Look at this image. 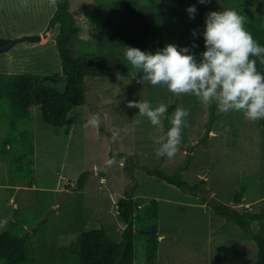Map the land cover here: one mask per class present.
<instances>
[{
  "label": "rangeland",
  "instance_id": "374dc122",
  "mask_svg": "<svg viewBox=\"0 0 264 264\" xmlns=\"http://www.w3.org/2000/svg\"><path fill=\"white\" fill-rule=\"evenodd\" d=\"M70 1V9L76 15L85 14L78 17L79 33L71 45L73 55L80 58L99 49L95 35L90 36L87 31L96 19L98 6L109 0ZM154 1L157 5L149 12L153 18V40L166 39L164 16L159 11L172 8L178 12L185 29L174 38L169 37L165 46L174 43L180 47H189L187 38L192 28H187L191 24L196 27L202 19L205 31L207 14L218 11L221 2L207 0L198 9L196 0H192L190 5L197 9L193 19L187 11L188 0ZM91 9L95 12H88ZM54 10L49 0H8L11 15L0 19V36L13 40L23 34L41 33L45 41L42 37L36 42H17L0 51V72L38 73L44 84L65 89L66 77L56 45L59 25L50 26ZM145 42L155 48L148 38ZM133 71L87 76V103L74 107L63 126L47 124L40 106H35L29 125L35 133L30 160V155L20 156L23 150L16 149L15 158L8 152L0 154V221L7 219L8 227L11 220L24 216L35 222L48 218V224L39 227L38 236L45 242L62 245L70 243L77 234L50 232L54 228L51 229V224L69 217L85 219L88 229L106 226L120 235L126 225L118 211L119 200L129 192L138 199L160 201L161 245L155 264H255L258 253L255 240L240 226L216 213L208 201L216 199L260 210L264 202V127L259 121L246 120L240 112L224 114L216 107L218 116L212 130H208L212 105H202L195 96H174L165 86L141 83L143 73L133 77ZM143 99L149 100L153 107L160 103L169 107L176 102L177 108L190 110L182 144L174 158L155 155L157 145L153 136H164L165 118L162 126L156 127L139 116L138 108L127 107L128 101ZM96 115L101 121L98 126L90 123ZM136 119L143 122L136 125ZM4 129L0 123V140L6 133ZM114 135L118 136L115 141ZM113 158L116 162L109 167L108 161ZM19 162H24L25 168H33L32 187L23 182L11 184V175L17 174ZM157 168L170 174L180 173L183 179L190 184L198 183L199 187L190 189L170 183L152 173ZM84 171H89V177L84 189L79 190L77 179ZM239 192L243 193L242 200L236 202L234 198ZM12 197L13 202L9 200ZM19 225L28 226L21 219ZM253 227L258 229L257 221ZM27 233L37 238L32 228ZM135 264L150 262L140 254Z\"/></svg>",
  "mask_w": 264,
  "mask_h": 264
},
{
  "label": "trees",
  "instance_id": "16d2710c",
  "mask_svg": "<svg viewBox=\"0 0 264 264\" xmlns=\"http://www.w3.org/2000/svg\"><path fill=\"white\" fill-rule=\"evenodd\" d=\"M212 1L215 2V0ZM219 1H221L218 4L220 7L235 9L245 16L246 28L261 45H264L263 0ZM107 2L109 3H102L98 6L96 19L94 23L89 24L99 49L93 54L80 58L73 55L71 47L79 33L78 17L70 9L71 1L58 0L54 7L50 26L59 25L56 45L66 77L64 90L44 84L41 74L38 73L0 72V123L5 126L4 132H6L0 140V154L8 152L15 158L13 154L18 149L23 150L20 156L30 155V160L35 149V133L29 125L34 119L33 110L36 105L40 106L42 119L47 124L65 125L69 112L74 107L87 103V76L132 73V66L124 55L126 47L133 46L155 52L165 47V42L169 37L177 36L184 24L181 23L178 12L172 8H162L159 14L164 16V33L167 35L166 39L161 38L155 42L151 29L153 18L149 17V12L157 5L154 0H109ZM191 2L192 0H188V8L191 7ZM196 4L198 9L204 6V3H200L199 0H196ZM219 8L218 11H223ZM88 12H92V9ZM105 12L107 16H104ZM191 28V35L187 38V42H189L190 50L199 60L202 59L201 54L206 50L203 42L202 19L196 27L191 24L187 30ZM193 30L198 35L194 36ZM146 38L151 40L155 48L152 49L146 45ZM10 41V38L0 36V47L7 45ZM253 59L256 60L258 70L264 72V63H261L260 58L253 57ZM216 107L215 103L211 106L212 118L208 130H212L211 126L215 117L218 116ZM175 109H177L176 102L168 107L166 117H171ZM259 122L264 127V120H259ZM164 124L165 135L171 127L168 118L164 119ZM32 161L33 157L31 163ZM23 163L19 162L17 174L11 175L13 178L11 184L18 185L23 182L24 185L32 187L35 184L33 168H25ZM152 173L180 187L190 189L199 187L198 183L190 184L183 179L180 173L170 174L162 168L152 170ZM88 177L89 171L80 174L77 179V189H84ZM73 195L77 197L76 191H73ZM242 196L243 193L239 192L234 200L240 202ZM208 204L216 213L240 226L255 240L258 247L255 264H264V202L260 210L241 208L216 199L208 201ZM118 207L120 217L126 225L120 235L106 226L88 229L86 220L80 217L56 220L51 224V229L54 227L55 231L50 230V232L77 234L74 240L64 245L45 242L42 236H38L39 227L46 225L48 218L39 222L31 220L29 216L11 220L8 227L0 231V264H135L140 254L150 264H155L161 245L160 201L157 198L138 199L128 192L119 200ZM75 210L72 209V211ZM21 214L24 213L20 212ZM71 214L73 216L75 212ZM20 219L28 225L26 228L19 225ZM255 221L259 224L258 229L253 227ZM29 228H32V233L37 235L36 239L31 234H26Z\"/></svg>",
  "mask_w": 264,
  "mask_h": 264
},
{
  "label": "clouds",
  "instance_id": "9594fccd",
  "mask_svg": "<svg viewBox=\"0 0 264 264\" xmlns=\"http://www.w3.org/2000/svg\"><path fill=\"white\" fill-rule=\"evenodd\" d=\"M49 2L55 7L58 0ZM187 11L194 19L196 7L191 6ZM205 24L206 50L199 60L189 47L174 43L155 52L126 47L124 55L134 69L133 77L142 72L139 82L153 87L165 86L174 96H195L204 106L215 103L221 113L240 112L251 122L264 120V72L258 70L253 59L259 57L264 63V45L246 28L245 16L235 9L211 11ZM193 35L198 33L193 30ZM127 107L138 108L139 116L146 117L156 127L162 126L164 118L169 119L171 127L164 136H153V142L157 145V158H174L180 150L190 110L178 107L171 117H166V104L153 107L147 99L128 101ZM100 122L99 115L90 121L97 126ZM142 122L141 119L134 121L136 125ZM117 139L114 135L113 141ZM115 162V158L109 160V167ZM7 223V219L0 221V229L6 228Z\"/></svg>",
  "mask_w": 264,
  "mask_h": 264
},
{
  "label": "water",
  "instance_id": "95a60500",
  "mask_svg": "<svg viewBox=\"0 0 264 264\" xmlns=\"http://www.w3.org/2000/svg\"><path fill=\"white\" fill-rule=\"evenodd\" d=\"M42 37L43 35L41 33L23 34L21 36L15 37L7 45L0 47V51L9 49L11 46L15 45L17 42H22V41L36 42V41L41 40Z\"/></svg>",
  "mask_w": 264,
  "mask_h": 264
},
{
  "label": "crops",
  "instance_id": "0c3cea01",
  "mask_svg": "<svg viewBox=\"0 0 264 264\" xmlns=\"http://www.w3.org/2000/svg\"><path fill=\"white\" fill-rule=\"evenodd\" d=\"M11 11H8V0H0V19H5V18H9L8 16H9V14L11 15V13H10ZM92 12H95V11H92ZM85 13V12H84ZM85 14H83V13H80V14H77V17H82V16H84ZM96 15H97V13H96ZM79 23H80V21H79ZM89 34L88 35H92V34H94V32L92 31V30H88L87 31ZM28 33V32H27ZM32 129V128H31ZM33 129H34V127H33ZM11 202H13L14 201V198L12 197V198H10L9 199Z\"/></svg>",
  "mask_w": 264,
  "mask_h": 264
},
{
  "label": "bare ground",
  "instance_id": "6f19581e",
  "mask_svg": "<svg viewBox=\"0 0 264 264\" xmlns=\"http://www.w3.org/2000/svg\"><path fill=\"white\" fill-rule=\"evenodd\" d=\"M43 41H45V37H43Z\"/></svg>",
  "mask_w": 264,
  "mask_h": 264
}]
</instances>
